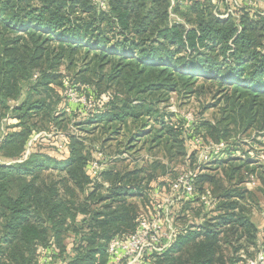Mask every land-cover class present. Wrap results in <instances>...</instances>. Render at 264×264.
I'll return each instance as SVG.
<instances>
[{"label": "trees", "instance_id": "16d2710c", "mask_svg": "<svg viewBox=\"0 0 264 264\" xmlns=\"http://www.w3.org/2000/svg\"><path fill=\"white\" fill-rule=\"evenodd\" d=\"M208 6L190 0L181 13L183 24L170 22L169 7L178 13L179 4L169 0H108L105 11L93 8L90 0H0V117L10 114L17 121L9 127H18L0 135V264H37L35 246L46 244L47 236L59 244L65 229L82 238L72 244L68 264H101L109 237L134 226L135 214L129 215L133 210L123 203L94 209L89 203L128 195L132 187L111 184L106 195L95 187L79 217L71 201L57 196L54 182L40 180L44 170L59 168L64 179L80 187L82 180L89 182L84 166L91 149L82 138L68 136L64 159L41 149L25 157L31 132L56 118L49 91L62 60L72 65L80 58L85 82L98 94L110 91L105 109L86 119L90 133L110 134V139L129 123L143 125V118L150 117L158 127L138 128L131 138L162 147L171 159L183 158L187 151L180 131L166 123L159 104L173 92H201L203 85L196 83L202 81L217 87L212 95L219 117L207 123L212 138H226L230 128L264 135V23L253 18L251 7H244L236 21L219 18ZM10 100L17 103L9 105ZM216 164V172L200 176L218 198L217 214L198 229L176 235L151 264H233L220 254L221 242L244 237L255 244L257 226L240 204L243 192L232 187L239 174L237 183L243 181L246 163L222 157Z\"/></svg>", "mask_w": 264, "mask_h": 264}, {"label": "rangeland", "instance_id": "374dc122", "mask_svg": "<svg viewBox=\"0 0 264 264\" xmlns=\"http://www.w3.org/2000/svg\"><path fill=\"white\" fill-rule=\"evenodd\" d=\"M169 1L171 5L179 4L178 13L170 11L169 7L170 22L186 24L181 13L189 5L190 0ZM198 1L202 6L209 5V9L221 19L227 18L224 14L229 8L232 12L230 16L238 21L243 8L251 7L253 18L259 22L263 21V17L254 14L258 11L264 12V0ZM90 4L99 11L108 9V0H90ZM84 68L85 62L79 58L72 65H68L67 60H62L54 69L53 73L59 76L50 84L49 95L54 101L53 114L56 118L45 121L44 127L40 130L32 131L25 146L29 153L31 150L41 149L54 158L64 159L68 156V136L73 134L83 139L84 147L91 149V158L84 166L90 180L89 182L82 180L81 187L70 177L64 179L65 171L59 168L44 170L40 178L44 184L50 185L54 182L52 186L56 188L57 196L71 201L70 207L78 211L79 217L85 209L87 193L95 187V192L99 195L110 194L108 187L111 184L122 183L127 185V188L132 187V193L128 192V195H120L116 199L107 198L106 201L96 204L89 201L92 209L105 203L115 206L123 203L133 210L132 213H128L129 215L135 214L132 228L109 237L105 247L106 257L101 264L111 263V255L106 249L113 238L126 244L135 232L145 229L159 237L157 249L153 252L147 250L140 263L151 264L155 257L170 248L176 235L190 229H198V226L217 214L214 208L218 198L213 196L207 178L200 175L216 172V161L222 157L237 158L246 163L247 168L241 174L243 181L237 183L239 174L236 179H232V187L243 192L240 204L245 207L256 224L259 234L255 244H250L242 237L233 240L232 244L226 245L221 242L218 250L227 259H234L233 264H255L256 255L264 248V182L259 173L264 170L263 132L230 128L231 131L229 130L226 138H212L207 123L214 124L215 119L219 117L218 106H213L216 99L212 95L217 87L211 89L208 83L199 81L196 84L198 88L203 85V89H199L201 92L191 96L184 92H173L168 101L159 104L166 123L180 131L187 151L183 158L171 159L165 155L162 147H154L152 146L154 143H144L142 140L136 141L137 138H131V133L138 128L143 127L147 130L150 127H158L157 122L150 117L143 118V125L129 123L128 127H123L110 139H107L110 134L101 135L98 131L90 133L91 126H88L86 119L90 114L105 109L110 91L96 93L95 86L85 82V71L81 72ZM35 77L36 74L33 75V79ZM26 86L28 84L24 85L23 89ZM16 103L15 100L9 101V105ZM16 121L10 114L0 117V135L7 129L9 131L18 129L9 127ZM82 121H85V124ZM242 187L246 190L243 191ZM231 237L235 238V234ZM46 238L47 240H44L46 244H37L34 248L33 256L37 264H68L74 253L72 244L82 239L79 233L70 229L62 230L59 244L52 236ZM234 247L237 248L236 251ZM182 256L185 260L186 254L182 253Z\"/></svg>", "mask_w": 264, "mask_h": 264}, {"label": "built area", "instance_id": "2783aa9c", "mask_svg": "<svg viewBox=\"0 0 264 264\" xmlns=\"http://www.w3.org/2000/svg\"><path fill=\"white\" fill-rule=\"evenodd\" d=\"M230 13L232 12L229 10V8H227L226 14L224 15L229 17ZM258 14L260 17H263L264 21V12L258 11L254 14V16H259ZM218 17L220 16L218 15ZM28 153L29 150H27L25 157L28 155ZM110 242L112 243L110 244ZM110 242L106 249L111 255L110 264H140L143 254L147 250L153 252L155 249H157L156 245L159 242V237L154 235V233H150L148 229H145L140 232H135L131 236V240L126 244L117 238H113V240ZM254 260L255 264L259 262L264 263V248L256 255Z\"/></svg>", "mask_w": 264, "mask_h": 264}]
</instances>
